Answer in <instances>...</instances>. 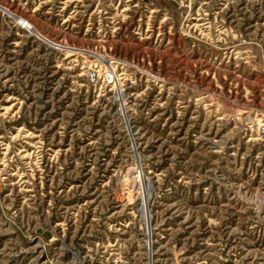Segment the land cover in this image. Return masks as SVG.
I'll use <instances>...</instances> for the list:
<instances>
[{
	"label": "rangeland",
	"instance_id": "1",
	"mask_svg": "<svg viewBox=\"0 0 264 264\" xmlns=\"http://www.w3.org/2000/svg\"><path fill=\"white\" fill-rule=\"evenodd\" d=\"M258 121L264 0H0V264H264Z\"/></svg>",
	"mask_w": 264,
	"mask_h": 264
},
{
	"label": "built area",
	"instance_id": "2",
	"mask_svg": "<svg viewBox=\"0 0 264 264\" xmlns=\"http://www.w3.org/2000/svg\"><path fill=\"white\" fill-rule=\"evenodd\" d=\"M24 24L26 23V20L23 22ZM260 120V119H259ZM256 132H257V140L264 141V122L258 121L257 122V127H256Z\"/></svg>",
	"mask_w": 264,
	"mask_h": 264
},
{
	"label": "bare ground",
	"instance_id": "3",
	"mask_svg": "<svg viewBox=\"0 0 264 264\" xmlns=\"http://www.w3.org/2000/svg\"><path fill=\"white\" fill-rule=\"evenodd\" d=\"M140 180H141V182H142V181H143V178H141Z\"/></svg>",
	"mask_w": 264,
	"mask_h": 264
}]
</instances>
